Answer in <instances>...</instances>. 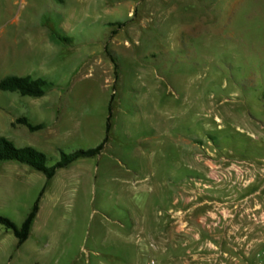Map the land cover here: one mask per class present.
Listing matches in <instances>:
<instances>
[{
	"label": "rangeland",
	"instance_id": "374dc122",
	"mask_svg": "<svg viewBox=\"0 0 264 264\" xmlns=\"http://www.w3.org/2000/svg\"><path fill=\"white\" fill-rule=\"evenodd\" d=\"M6 75L49 82L39 97L0 90L15 146L51 166L107 140L47 182L0 161V215L15 225L44 187L20 246L0 224V264L263 260L264 0H0ZM22 116L43 127L11 125Z\"/></svg>",
	"mask_w": 264,
	"mask_h": 264
},
{
	"label": "trees",
	"instance_id": "16d2710c",
	"mask_svg": "<svg viewBox=\"0 0 264 264\" xmlns=\"http://www.w3.org/2000/svg\"><path fill=\"white\" fill-rule=\"evenodd\" d=\"M123 23H119L120 27ZM115 33V30L112 32ZM113 62V75L114 78L117 76V64L113 57H111ZM49 86V82L41 77H31L30 75H6L0 79V90L18 92L21 95L39 97L45 93L46 88ZM113 99V94L111 95L108 110L109 115L106 122V132L109 130V118H110V103ZM15 123L25 125L30 131H36L43 127L42 123L32 124L27 118L20 117L17 118L11 125ZM107 136H105L100 143L96 146L87 149H78L73 152L60 151L59 160L53 165H46V156L43 152L37 150L36 148L25 145V146H15L12 141L6 137L0 136V161L13 160L20 163L29 165L35 170L44 173L46 179H50L58 168L66 167L71 162L78 158L91 157L98 154L105 142ZM44 187L39 191V194L33 205L21 222L19 226L15 225L8 218L0 215V224L5 228L12 230L14 236L16 237V245L20 246L28 237L31 223L39 208V199L43 193Z\"/></svg>",
	"mask_w": 264,
	"mask_h": 264
},
{
	"label": "flooded vegetation",
	"instance_id": "af4514ba",
	"mask_svg": "<svg viewBox=\"0 0 264 264\" xmlns=\"http://www.w3.org/2000/svg\"><path fill=\"white\" fill-rule=\"evenodd\" d=\"M258 195H261L262 197H264V192L262 191V190H260L259 192H258ZM251 195L250 194H246L245 195V198H244V200H242V204H240V207L241 208H243V210H245V212H246V216L247 217H249V212H248V208H249V197H250ZM236 208H235V210L233 211V214H232V218H231V220H234V216L237 214V212H238V207L239 206H235ZM243 215V214H242Z\"/></svg>",
	"mask_w": 264,
	"mask_h": 264
},
{
	"label": "built area",
	"instance_id": "2783aa9c",
	"mask_svg": "<svg viewBox=\"0 0 264 264\" xmlns=\"http://www.w3.org/2000/svg\"><path fill=\"white\" fill-rule=\"evenodd\" d=\"M150 264H155L154 260H151V261H150ZM260 264H264V258H263V260L260 262Z\"/></svg>",
	"mask_w": 264,
	"mask_h": 264
},
{
	"label": "crops",
	"instance_id": "0c3cea01",
	"mask_svg": "<svg viewBox=\"0 0 264 264\" xmlns=\"http://www.w3.org/2000/svg\"><path fill=\"white\" fill-rule=\"evenodd\" d=\"M22 117H24V116H22ZM20 118V117H19ZM26 118V117H25ZM29 130V129H28ZM30 131V130H29ZM11 141V140H10ZM9 161V160H8ZM13 161V160H12ZM54 176V175H53ZM52 178V177H51ZM50 178V179H51ZM50 179H46V182L48 181V180H50ZM36 216V215H35ZM35 218V217H34ZM34 220V219H33ZM32 223H33V221H32ZM32 223H31V225H32ZM30 228H31V226H30ZM29 232H30V230H29Z\"/></svg>",
	"mask_w": 264,
	"mask_h": 264
},
{
	"label": "bare ground",
	"instance_id": "6f19581e",
	"mask_svg": "<svg viewBox=\"0 0 264 264\" xmlns=\"http://www.w3.org/2000/svg\"><path fill=\"white\" fill-rule=\"evenodd\" d=\"M208 164H210V162H208Z\"/></svg>",
	"mask_w": 264,
	"mask_h": 264
}]
</instances>
